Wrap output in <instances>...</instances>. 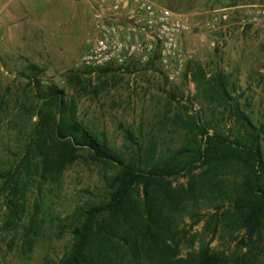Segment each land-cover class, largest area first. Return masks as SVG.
Returning <instances> with one entry per match:
<instances>
[{"label":"trees","instance_id":"trees-1","mask_svg":"<svg viewBox=\"0 0 264 264\" xmlns=\"http://www.w3.org/2000/svg\"><path fill=\"white\" fill-rule=\"evenodd\" d=\"M81 73L70 70L68 76L80 82ZM27 79L38 102L21 103L20 112L36 119L19 155L0 172L6 225L21 226L25 244L31 245L44 222V193L58 189L66 166L86 154L113 172L100 200L83 201L62 218L72 241L58 264H259L264 259V126L246 113L249 103L239 101L243 92L237 93L239 86L222 69L208 74L197 65L193 71L210 117L203 120L188 109L185 118L177 115L172 120L182 132L177 147L164 150L152 138L139 142L126 130L134 145L128 153L79 119L74 98L63 88L42 84L35 74ZM6 101L0 93V105ZM216 113L227 120L224 130L213 124ZM226 237L236 241L234 250L211 245Z\"/></svg>","mask_w":264,"mask_h":264},{"label":"rangeland","instance_id":"rangeland-1","mask_svg":"<svg viewBox=\"0 0 264 264\" xmlns=\"http://www.w3.org/2000/svg\"><path fill=\"white\" fill-rule=\"evenodd\" d=\"M151 1L179 13L185 21L180 43L184 57L172 79L157 62L113 67L108 72L80 66L81 54L74 48L82 44L84 50L93 23L87 0H0V93L6 94L7 100L6 105H0V172L19 155L36 119L20 112L21 103L38 102L27 79L31 74L42 84L63 88L74 98L78 118L105 133L112 146L126 153L134 148L125 138L126 130L139 142L156 139L167 150L182 141V132L172 123L177 115L188 109L189 114L197 112L203 120L210 117L191 79L197 65L208 74L222 69L239 86L237 93L243 92L240 103H249L246 113L255 124L264 126V18L257 16L251 24L240 19L243 6L264 7V0ZM80 6L86 10L80 19L89 27L79 23ZM222 8H234L226 20L220 16ZM70 70L84 72L80 82L68 76ZM223 117L216 113L213 124L224 130L227 120ZM85 156L66 166L58 189L44 193L46 205L40 214L44 222L39 233L32 234L31 245L24 243L21 226L11 229L6 225L8 210L0 177V264L59 263L72 241L62 218L83 201L100 200L113 172ZM195 228L201 230V223ZM235 243L226 237L213 240L211 245L230 252Z\"/></svg>","mask_w":264,"mask_h":264},{"label":"built area","instance_id":"built-area-1","mask_svg":"<svg viewBox=\"0 0 264 264\" xmlns=\"http://www.w3.org/2000/svg\"><path fill=\"white\" fill-rule=\"evenodd\" d=\"M92 16V30L80 66L124 68L133 63H159L168 77L176 76L184 53L181 39L186 30L179 13L151 0H87ZM243 24L264 18V7L243 6ZM222 8L221 18L229 11ZM217 11V10H216Z\"/></svg>","mask_w":264,"mask_h":264},{"label":"crops","instance_id":"crops-1","mask_svg":"<svg viewBox=\"0 0 264 264\" xmlns=\"http://www.w3.org/2000/svg\"><path fill=\"white\" fill-rule=\"evenodd\" d=\"M87 8H88V6H87ZM88 10H89V8H88ZM85 11H86L85 10V7L84 8L82 6L78 7V14H79L78 18L79 19H80L81 16H82V18L85 17V14H86ZM79 23H83V28L89 27L88 23L85 20H81ZM74 49H75V51H76L77 54H81V56H82L83 53H84V51H85V49H86V47L83 50V45L80 44V45H75V48Z\"/></svg>","mask_w":264,"mask_h":264}]
</instances>
